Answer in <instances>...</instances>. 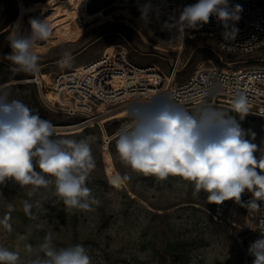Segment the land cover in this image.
I'll return each mask as SVG.
<instances>
[{
    "label": "rangeland",
    "instance_id": "1",
    "mask_svg": "<svg viewBox=\"0 0 264 264\" xmlns=\"http://www.w3.org/2000/svg\"><path fill=\"white\" fill-rule=\"evenodd\" d=\"M155 1L0 0V97L19 100L50 121L54 126L52 139L84 140L90 145L95 167L86 186L99 201L91 205L92 210L67 209L56 196L54 183L40 187L31 196L32 185L20 187L11 180L0 184V221L9 216L11 225L9 231L0 224V246L18 252L19 264L43 258L40 245L47 234H51L57 249L83 245L90 264H242L244 251L231 235L230 219L242 223L243 211L238 208L230 216L233 201L209 204L204 192L193 195V185L180 176L164 180L144 176L121 161L115 135L134 123L127 114L131 104L97 110L94 114L98 120L67 115L50 106L44 97L47 90L42 95L35 85L26 83L33 74L11 71L10 62L4 59L11 51L12 29L30 35L29 21L38 19L47 21L51 33L34 51L40 67L46 65L40 72L51 78L97 60L115 44L125 46L131 59L140 65L156 64L168 72L181 40L173 41L176 29L168 27L173 24L170 3ZM142 10H146V16H142ZM65 52L72 59L62 66ZM260 60H264V49L246 55L228 54L210 40L198 38L184 46L179 80L208 61L216 65L240 63L237 68L264 67ZM206 109L232 116L245 131L244 138L260 149L255 155L264 156L262 119L246 115L241 120L239 115L217 107L186 111L197 115ZM108 151L120 176L128 177H121L120 187L109 181L105 168ZM25 200L32 205L31 217L23 210Z\"/></svg>",
    "mask_w": 264,
    "mask_h": 264
},
{
    "label": "clouds",
    "instance_id": "2",
    "mask_svg": "<svg viewBox=\"0 0 264 264\" xmlns=\"http://www.w3.org/2000/svg\"><path fill=\"white\" fill-rule=\"evenodd\" d=\"M241 11L240 5L230 8L229 0H198L185 6L179 19L168 27L176 29L173 41L183 40L186 30H199L215 16L225 29L224 39H235L239 29L234 23ZM142 16H146V10H142ZM29 23L30 35L21 34L15 27L9 35L11 51L4 59L10 62L13 72L34 74L40 70L34 48L50 36L51 28L46 20L32 19ZM71 59V54L65 52L60 64L68 65ZM232 110L241 120L249 113L243 93L234 98ZM127 114L134 123L117 133L116 150L132 171L160 180L180 176L193 185V195L204 192L209 204L219 206L233 201L249 212L261 207L264 156L255 155L260 149L244 138L245 131L232 116L215 109L194 115L168 100L131 105ZM53 135L50 121L19 100L0 97V184L11 180L20 187L32 185L31 196L40 187L54 183L55 194L67 209L92 210L91 205L99 201L86 186L89 172L95 167L90 145L84 140H54ZM246 192L251 199L243 202ZM31 208L25 200L23 210L29 217ZM9 219L6 216L0 224L10 231ZM40 250L43 258L31 264H90L83 245L57 249L51 234L45 236ZM248 253L254 257L253 264H264V233L250 244ZM19 259L18 252L0 246V264H19Z\"/></svg>",
    "mask_w": 264,
    "mask_h": 264
},
{
    "label": "built area",
    "instance_id": "3",
    "mask_svg": "<svg viewBox=\"0 0 264 264\" xmlns=\"http://www.w3.org/2000/svg\"><path fill=\"white\" fill-rule=\"evenodd\" d=\"M169 1L173 6L169 13L174 16H180L185 6L198 2ZM235 5L242 7L240 19L234 23L239 29L235 39H224L222 33L225 29L213 16L199 30H186L184 46L188 41L202 38L210 40L220 51L228 54L246 55L264 49V0H229L230 8ZM229 25L232 26L233 22L230 21ZM237 64L201 63L190 76L180 81L183 64L179 54L165 72L156 64L140 65L131 59L125 49H108L100 58L85 66L57 74L52 86L59 99L55 104L47 102L56 111L70 116L84 115L89 120L96 118L94 113L97 110L164 100L184 110L217 107L237 114L232 110V102L237 94L243 93L248 100L247 115L264 121V67L237 68ZM26 83L35 85L42 95L47 90L37 72ZM250 199V193L242 196L243 202ZM259 203L261 207L251 212L236 203L231 208L230 216L238 208L243 211L242 223L230 219L231 235L244 251L242 264H253L254 257L249 255L248 248L264 233V202Z\"/></svg>",
    "mask_w": 264,
    "mask_h": 264
},
{
    "label": "bare ground",
    "instance_id": "4",
    "mask_svg": "<svg viewBox=\"0 0 264 264\" xmlns=\"http://www.w3.org/2000/svg\"><path fill=\"white\" fill-rule=\"evenodd\" d=\"M166 1L167 0H156L155 2L157 4H163ZM168 2L170 3L169 0H168ZM170 6L173 9V6H172L171 3H170ZM171 17H172L173 23L179 18L178 15H176V16L171 15ZM114 48L125 49L126 51H128V49L125 46H123L122 44H115V45L109 47L108 49L110 51V50H112ZM183 52H184V39L181 40V42H180V44L178 46V49H177V51L175 53L179 54V58L181 59L183 57ZM260 62H264V60H260ZM238 64H240V63H238ZM155 66L157 67V65H155ZM45 68H46V65H43V66L40 67V69H42V70L45 69ZM37 76L39 77L40 80H42L44 82L43 84H45V87L48 90L45 93V96H44L45 99L47 101H50L51 103L55 104V102L58 101L59 97H58V93L55 91L54 87L52 86L53 85V78H51L50 74H47L46 72H43V71L42 72L38 71L37 72ZM16 83H19V82L18 81L17 82H13V84H16ZM95 119L98 120L99 118L96 117ZM95 119H93V120H95ZM130 125H132V124H130ZM116 136H117V134L115 135V137ZM105 160H106V167L105 168H106V172L108 174L109 181H110L111 185L114 186V187H120L123 184V181L121 179L122 176H120L118 170L116 169V167L114 165V162H113L112 155L110 154L109 151L106 153V159Z\"/></svg>",
    "mask_w": 264,
    "mask_h": 264
},
{
    "label": "crops",
    "instance_id": "5",
    "mask_svg": "<svg viewBox=\"0 0 264 264\" xmlns=\"http://www.w3.org/2000/svg\"><path fill=\"white\" fill-rule=\"evenodd\" d=\"M62 60V59H61Z\"/></svg>",
    "mask_w": 264,
    "mask_h": 264
}]
</instances>
